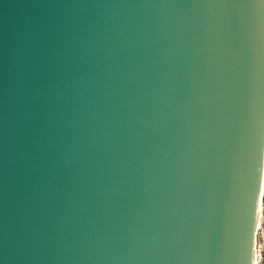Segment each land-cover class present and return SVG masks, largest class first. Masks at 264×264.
<instances>
[{"label":"clouds","instance_id":"clouds-1","mask_svg":"<svg viewBox=\"0 0 264 264\" xmlns=\"http://www.w3.org/2000/svg\"><path fill=\"white\" fill-rule=\"evenodd\" d=\"M0 264H264V0L22 4Z\"/></svg>","mask_w":264,"mask_h":264},{"label":"water","instance_id":"water-1","mask_svg":"<svg viewBox=\"0 0 264 264\" xmlns=\"http://www.w3.org/2000/svg\"><path fill=\"white\" fill-rule=\"evenodd\" d=\"M27 0H0V29L7 21L12 20L20 11V6Z\"/></svg>","mask_w":264,"mask_h":264}]
</instances>
